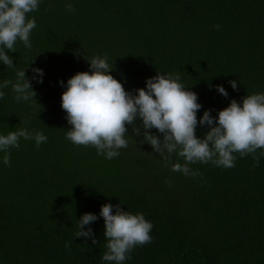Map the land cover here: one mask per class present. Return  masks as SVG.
<instances>
[{
	"label": "trees",
	"instance_id": "16d2710c",
	"mask_svg": "<svg viewBox=\"0 0 264 264\" xmlns=\"http://www.w3.org/2000/svg\"><path fill=\"white\" fill-rule=\"evenodd\" d=\"M33 17L32 48L17 41L15 53L6 51L15 68L0 62V83L26 70L37 95L17 103L11 86L0 89V135L26 126L48 139L37 149L21 138L10 166L0 152V264H109L101 259L99 212L120 202L153 224L152 243L136 247L124 264H264V157L253 167L251 155L236 153L233 168L197 163L191 168L203 178L186 177L171 171L182 158L173 154L165 166L128 126V147L108 160L65 138L71 126L60 84L107 53L109 74L126 91L146 88L157 71L177 74L198 95V120L209 109L216 117L232 99L264 93V0H40ZM32 68L43 70V83L32 79ZM207 131L198 126L196 135ZM85 213L99 217L84 228L93 229L95 245L75 237Z\"/></svg>",
	"mask_w": 264,
	"mask_h": 264
},
{
	"label": "clouds",
	"instance_id": "9594fccd",
	"mask_svg": "<svg viewBox=\"0 0 264 264\" xmlns=\"http://www.w3.org/2000/svg\"><path fill=\"white\" fill-rule=\"evenodd\" d=\"M39 3L40 0H0V62L7 68H15L6 51L15 53L17 41L29 50L32 48L30 36L37 24L34 17L28 18V14L37 11ZM66 7L69 12L75 11L70 3ZM214 27L219 30L220 26ZM89 65L90 71L76 73L66 85L60 82L66 88L61 95V108L71 126L65 138L74 145L94 147L97 155L111 160L120 155V149L128 147L126 136L128 126H131L133 134L142 136L144 143L159 154L165 166L171 162L173 154L182 158L183 163L171 164V171L186 177L203 178L199 170L191 168L197 163L233 168L236 153L241 158L251 155L253 167L259 166L260 158L264 157V93L246 95L242 103L232 99L216 117L211 115L212 110H205L198 120L197 113L202 108L197 102L198 95L184 87L179 75L157 71L154 77L146 80V88L136 89L133 94L109 74L112 68L107 62V53L93 57ZM31 71L35 74L32 79L39 76L37 83H43V70L32 68ZM25 72L17 70L15 82L5 79L0 83V89L11 86L17 103L32 101L37 95ZM229 83L237 90L235 80ZM216 91L228 97L223 86L217 85ZM4 96L5 92L0 90V99ZM198 126L209 129L203 138L196 135ZM153 129L159 135L152 134ZM21 138L34 140L37 149L48 139L42 131H30L26 126L0 135V152L4 153L5 166H10V150L19 149ZM166 183L171 186V181ZM121 205V202L116 205L106 203L99 212V217L104 220L106 241V251L101 259L109 264H124L131 259L130 253L136 247L150 244L153 239L150 235L153 224L144 214L124 211ZM99 217L93 213L83 214L77 221L75 237H84L85 241L91 239L94 245L97 244L93 229L88 227L85 231L84 228ZM64 247L70 250L71 242L66 241Z\"/></svg>",
	"mask_w": 264,
	"mask_h": 264
}]
</instances>
